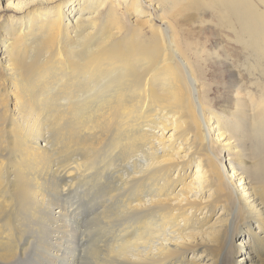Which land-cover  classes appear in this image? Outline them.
Wrapping results in <instances>:
<instances>
[{
    "label": "bare ground",
    "instance_id": "6f19581e",
    "mask_svg": "<svg viewBox=\"0 0 264 264\" xmlns=\"http://www.w3.org/2000/svg\"><path fill=\"white\" fill-rule=\"evenodd\" d=\"M216 3L255 100L214 106L200 43L142 0H0V264H264L262 17Z\"/></svg>",
    "mask_w": 264,
    "mask_h": 264
},
{
    "label": "rangeland",
    "instance_id": "374dc122",
    "mask_svg": "<svg viewBox=\"0 0 264 264\" xmlns=\"http://www.w3.org/2000/svg\"><path fill=\"white\" fill-rule=\"evenodd\" d=\"M216 1L219 2V0H142L143 5L151 12L157 23L159 16H164L173 23L181 37L185 36L191 40L193 39V43H200L201 46H194L198 47L200 54H198L199 52H193V60L194 62L199 61L200 65L204 70H206V73H208L205 74V79L202 78L201 81L203 82L205 89L209 91V98L212 99L214 106H217L219 100L222 99L220 95L224 97V94H226L227 91L230 93L231 89L234 90L231 94L235 95L236 93V97L238 99H244L246 102L250 101L249 99L255 100L259 98V92L255 89L250 88L251 94L246 93L249 96L243 94L247 85V77L244 75V67L245 65H248L250 59L254 61V57H245L243 59V55L247 52H249L250 55V48L246 45L248 37L244 36L243 32H241L236 18L232 17L230 14V18L227 14L226 18L222 16L225 8L223 6L220 7ZM240 1L248 3L255 13L258 12V14L261 15L262 19L259 25L263 28H259L258 37L260 40H263L264 1ZM123 12L124 10H122V13ZM9 13L10 10H0V16L2 15L4 17ZM144 19L145 16L143 15L138 16L133 14L124 15L122 17V20L127 23L126 26H132V23L133 25H140ZM239 39L244 40V44L237 43L236 40ZM220 71L223 72L222 75L219 74ZM257 80L261 83L260 79ZM225 96H227V94ZM247 112L248 110H246L244 121L247 120ZM245 125L246 124H244V126ZM245 145L246 148L249 147L248 143L246 144L244 142V147ZM251 161L253 160L250 158V160L243 164L245 170H249L250 173L253 165V162L251 163ZM218 213L216 212V214L211 217V221L214 220ZM246 237L247 234L245 232H237L233 237L232 243L240 239L245 240ZM247 249L248 248L244 246L242 249L232 253L230 256H225L222 263L229 262L231 259L239 260L243 254H248L247 252L245 253V250Z\"/></svg>",
    "mask_w": 264,
    "mask_h": 264
}]
</instances>
